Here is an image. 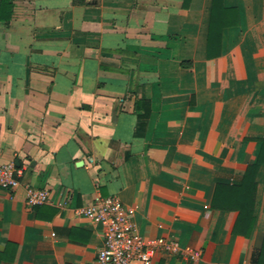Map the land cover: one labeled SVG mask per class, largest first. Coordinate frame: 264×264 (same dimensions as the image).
I'll return each mask as SVG.
<instances>
[{
  "label": "crops",
  "instance_id": "1",
  "mask_svg": "<svg viewBox=\"0 0 264 264\" xmlns=\"http://www.w3.org/2000/svg\"><path fill=\"white\" fill-rule=\"evenodd\" d=\"M8 163L0 264H98L109 196L153 264H264V0H0Z\"/></svg>",
  "mask_w": 264,
  "mask_h": 264
},
{
  "label": "built area",
  "instance_id": "2",
  "mask_svg": "<svg viewBox=\"0 0 264 264\" xmlns=\"http://www.w3.org/2000/svg\"><path fill=\"white\" fill-rule=\"evenodd\" d=\"M22 175V169L14 163L0 165V187L16 189ZM48 202V191L35 188L27 190L29 206H40ZM77 213L99 225L103 231L104 245L98 251V264H153L162 252H181L176 243L164 238L148 239L141 236L133 222L135 208H126L117 197H97L93 204L78 208ZM183 252L190 254L196 261L200 257L198 251L190 248Z\"/></svg>",
  "mask_w": 264,
  "mask_h": 264
},
{
  "label": "trees",
  "instance_id": "3",
  "mask_svg": "<svg viewBox=\"0 0 264 264\" xmlns=\"http://www.w3.org/2000/svg\"><path fill=\"white\" fill-rule=\"evenodd\" d=\"M77 3H83V0H76Z\"/></svg>",
  "mask_w": 264,
  "mask_h": 264
}]
</instances>
